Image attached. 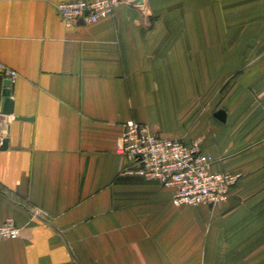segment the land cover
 Listing matches in <instances>:
<instances>
[{
    "label": "crops",
    "instance_id": "obj_1",
    "mask_svg": "<svg viewBox=\"0 0 264 264\" xmlns=\"http://www.w3.org/2000/svg\"><path fill=\"white\" fill-rule=\"evenodd\" d=\"M64 1L0 0V74H16L0 223L20 229L0 264H264V0H146L70 27ZM130 120L199 141L240 176L229 199L176 206L123 176Z\"/></svg>",
    "mask_w": 264,
    "mask_h": 264
},
{
    "label": "built area",
    "instance_id": "obj_2",
    "mask_svg": "<svg viewBox=\"0 0 264 264\" xmlns=\"http://www.w3.org/2000/svg\"><path fill=\"white\" fill-rule=\"evenodd\" d=\"M146 0H68L57 5L66 26H91L115 13L121 4L143 6ZM6 78L13 72L1 68ZM10 79V78H9ZM116 153L130 165L123 176L135 177L162 187L174 188L176 206L221 207L230 197L240 176L214 172V159L204 153L199 141L192 144L156 136L146 124L133 120L122 127ZM20 229L12 220L0 223V244L19 237Z\"/></svg>",
    "mask_w": 264,
    "mask_h": 264
},
{
    "label": "water",
    "instance_id": "obj_3",
    "mask_svg": "<svg viewBox=\"0 0 264 264\" xmlns=\"http://www.w3.org/2000/svg\"><path fill=\"white\" fill-rule=\"evenodd\" d=\"M10 87H11V80L6 78L5 76L3 75H0V89H1V95L6 99V102H5V107H4V110H3V115H6V116H9V115H12L13 114V101L10 99V96H11V90H10ZM223 116H225V114L223 112H220L218 114V118L221 119ZM3 116L1 115L0 116V124L2 122V118ZM8 147V140H4L2 142V145H1V150H5L7 149ZM38 217L45 221L46 220L42 217V215L38 214Z\"/></svg>",
    "mask_w": 264,
    "mask_h": 264
}]
</instances>
